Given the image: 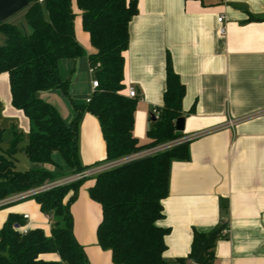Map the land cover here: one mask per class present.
<instances>
[{
    "label": "crops",
    "instance_id": "1",
    "mask_svg": "<svg viewBox=\"0 0 264 264\" xmlns=\"http://www.w3.org/2000/svg\"><path fill=\"white\" fill-rule=\"evenodd\" d=\"M136 1L139 13L129 27L123 91L125 96L130 88L138 93L134 136L140 145L150 142L151 114L164 106L168 57L186 89L185 131L179 139L202 134L188 143L189 159L171 166L165 217L159 222L170 229L164 258L167 264L188 259L195 231L210 235L226 225L213 249L212 264H264V0ZM73 11L76 37L86 57L62 61L60 68L64 77L71 76V99L84 104L92 96L95 76L89 55L95 49L75 1ZM39 97L56 107L66 123L74 120L75 111L59 90ZM0 105L1 126L19 129L28 142L31 124L12 105L7 74L0 75ZM79 132L82 165L96 173L84 182L71 206L74 236L90 264H114L111 251L98 244L102 207L90 198L89 189L99 173L119 161H107L95 116L85 114ZM31 167L55 171L49 165ZM17 203L0 207V230L16 215L23 229H42L50 237L51 219L38 203L32 198ZM41 258L61 260L55 253Z\"/></svg>",
    "mask_w": 264,
    "mask_h": 264
},
{
    "label": "trees",
    "instance_id": "2",
    "mask_svg": "<svg viewBox=\"0 0 264 264\" xmlns=\"http://www.w3.org/2000/svg\"><path fill=\"white\" fill-rule=\"evenodd\" d=\"M74 1L81 12L83 30L95 49L89 55L90 65H101L95 73L99 87L90 102L84 104L71 99V76L64 77L60 68L62 61L86 57L76 37ZM22 13L30 34L8 22L0 24V32L6 38V45L0 46V75L9 76L12 105L30 121L31 131L24 148L29 161L34 165L52 166L55 171L45 168L19 171L16 157L25 136L13 127L9 147L3 150L5 129L0 124V201L41 188L67 174L86 171L79 150L80 123L85 114L95 116L100 123L108 162L124 160L181 137L176 121L184 118L182 104L186 89L170 57L164 106L157 110L158 118L151 114L152 127L147 133L150 142L140 145L134 136L138 100L129 99L123 91L129 27L139 13L136 0H30ZM56 90L75 111L70 124L53 105L39 97L42 92ZM189 157V144L184 143L172 150L118 165L94 178L89 195L102 207L98 244L103 250L111 251L114 264H167L164 254L170 229L159 226L165 217L163 201L169 195L172 163ZM86 180L32 197L42 213L51 219L50 237L42 229L22 234L21 218L10 215L0 230V264H90L74 236L71 214V206ZM208 236L195 231L191 255L178 264H191L198 243ZM215 244L204 257L206 264L213 262ZM53 253L60 256V262L41 258Z\"/></svg>",
    "mask_w": 264,
    "mask_h": 264
},
{
    "label": "built area",
    "instance_id": "3",
    "mask_svg": "<svg viewBox=\"0 0 264 264\" xmlns=\"http://www.w3.org/2000/svg\"><path fill=\"white\" fill-rule=\"evenodd\" d=\"M40 2H43V0H40ZM218 21L221 24V23H223L224 18L223 17H220ZM224 32H225L224 30L221 31V33H224ZM100 67H101L100 64L96 65L95 67H91V73L95 76L96 71ZM98 87H99V82H98L97 78L94 77V80L92 82V95L97 91ZM127 97L129 99H137L138 98V93H137L136 89L135 88H130L128 90ZM90 99H91V97L87 100V103L90 102ZM153 114H154L155 118H158L159 113H158L157 110H154L153 111ZM233 124L234 123H231V126H233ZM201 136H202V134L193 135V136L188 137L186 139H180V140H178L177 143L169 142L166 145H163L161 147H158L157 146V147H155L153 149H151V148L150 149H146V150H144V151L136 154L135 156H132V157H129V158H126L124 160L119 161L116 164V166L121 165V164L128 163V162L133 161V160H138V159H141V158H145V157H150V156L156 155V154L162 152L163 150L167 149L166 146H168L170 148L171 147L174 148V147H177V146H179L181 144H184V143H190L191 141H193V140H195V139H197V138H199ZM94 172L96 173V171H92V172L85 171L83 173L76 174V175L72 176L68 180H60V181H57L55 183H52V184H50L48 186H44V187H41L39 189H36L35 192H34V190H31V191H28V192H25V193L13 195V196L10 197L11 199H9V200L5 199L3 201H0V207L5 206V205H8V204H12V203H17V202L24 201L26 199L32 198L33 196H35V195H37L39 193L48 191V190H50L52 188H55V187L64 186V185H67V184L75 183V182L80 181V180H83V179L90 178L92 176V174H95ZM23 218H24V220H26V219H28V216L25 215ZM19 231L22 234H27L29 232L28 229H23V227H20L19 228Z\"/></svg>",
    "mask_w": 264,
    "mask_h": 264
},
{
    "label": "water",
    "instance_id": "4",
    "mask_svg": "<svg viewBox=\"0 0 264 264\" xmlns=\"http://www.w3.org/2000/svg\"><path fill=\"white\" fill-rule=\"evenodd\" d=\"M29 4L30 0H0V24L7 23L11 18L25 11ZM176 130L179 133L185 131V118H180L176 121ZM225 230L226 225H223L212 232L205 241L198 243L192 259L193 264H206L204 257L207 251L210 250Z\"/></svg>",
    "mask_w": 264,
    "mask_h": 264
},
{
    "label": "rangeland",
    "instance_id": "5",
    "mask_svg": "<svg viewBox=\"0 0 264 264\" xmlns=\"http://www.w3.org/2000/svg\"><path fill=\"white\" fill-rule=\"evenodd\" d=\"M8 23L9 24H13V25H17V26H19L22 30H23V32L25 33V34H30L31 33V29L27 26V24L25 23V20H24V13H19L18 15H16V16H14L13 18H11L9 21H8ZM6 45V38H5V36L2 34V33H0V46H5ZM92 67V66H91ZM93 79H94V77H93ZM56 108V107H55ZM57 109V108H56ZM57 111L60 113V111L57 109ZM4 129H5V142H4V144L2 145V149L3 150H6V149H8V147H9V142H10V140H11V137H12V129L11 128H6L5 126H2ZM19 130V129H18ZM20 131V130H19ZM26 137V136H25ZM178 140H180V139H177V140H173L172 141V143H177L178 142ZM167 143H165V144H161V145H159L158 147H161V146H163V145H166ZM27 145V139L26 138H24V142L22 143V145H21V151L18 153V155H17V169L19 170V171H27V170H30L32 167H31V162L29 161V159H28V157H27V155H26V153H25V151H24V148H25V146ZM157 147V146H156ZM153 148H155V147H153ZM153 148H151V149H153ZM166 148L167 149H165V150H163L162 152H165V151H168V150H172L173 149V147H168V146H166ZM175 148V147H174ZM162 152H160V153H162ZM140 153V152H139ZM136 154H138V153H136ZM136 154H134V155H131L130 157H132V156H135ZM121 161V160H120ZM75 174H67L66 175V177L64 176V177H62L60 180H68V179H70L72 176H74ZM88 181V180H87ZM86 181V182H87ZM51 184V183H50ZM48 186V185H47ZM36 191V189H34V192ZM17 204H20V203H17Z\"/></svg>",
    "mask_w": 264,
    "mask_h": 264
}]
</instances>
